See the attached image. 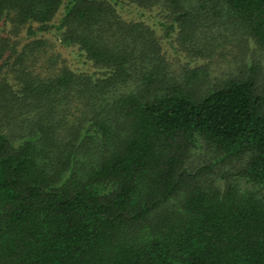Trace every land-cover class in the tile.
Segmentation results:
<instances>
[{"label": "trees", "instance_id": "obj_1", "mask_svg": "<svg viewBox=\"0 0 264 264\" xmlns=\"http://www.w3.org/2000/svg\"><path fill=\"white\" fill-rule=\"evenodd\" d=\"M0 264H264V0H0Z\"/></svg>", "mask_w": 264, "mask_h": 264}, {"label": "rangeland", "instance_id": "obj_2", "mask_svg": "<svg viewBox=\"0 0 264 264\" xmlns=\"http://www.w3.org/2000/svg\"><path fill=\"white\" fill-rule=\"evenodd\" d=\"M166 44V43H165ZM166 47V49H167V51L169 52V53H171V56L173 55V53H175V52H173V50L168 46V44H166L165 45ZM58 50H60V48L58 49ZM74 52H75V49H71V51H69L68 49L66 50V52L64 51V55L66 56V57H69L70 58V60H71V65L73 66V67H85L84 65H81L79 62H76V58H75V56H74ZM185 54H186V52H181L180 54H178V57H179V59L181 60V61H189V59L185 56ZM202 66L203 68H205L206 66H208L209 65V68H210V70H212L213 71V73L212 74H214L215 73V71H214V69H215V66H213L212 64H211V66H210V61L208 60V59H206V58H202V57H198L196 60H190V66ZM206 68H208V67H206Z\"/></svg>", "mask_w": 264, "mask_h": 264}]
</instances>
